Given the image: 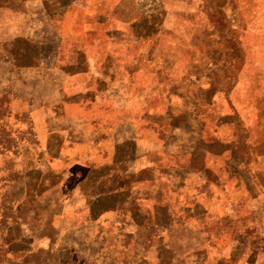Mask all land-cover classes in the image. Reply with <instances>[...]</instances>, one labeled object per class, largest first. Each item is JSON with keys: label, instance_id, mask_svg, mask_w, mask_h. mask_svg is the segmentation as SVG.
Segmentation results:
<instances>
[{"label": "rangeland", "instance_id": "obj_1", "mask_svg": "<svg viewBox=\"0 0 264 264\" xmlns=\"http://www.w3.org/2000/svg\"><path fill=\"white\" fill-rule=\"evenodd\" d=\"M0 12V264H232L231 250H189L200 239L180 192L200 168L247 165L264 146V0H0ZM109 58L128 77L130 114L156 129L137 160L153 167L141 212L125 176L101 168L77 188L57 143L16 113L19 99L103 87Z\"/></svg>", "mask_w": 264, "mask_h": 264}, {"label": "crops", "instance_id": "obj_2", "mask_svg": "<svg viewBox=\"0 0 264 264\" xmlns=\"http://www.w3.org/2000/svg\"><path fill=\"white\" fill-rule=\"evenodd\" d=\"M4 22L8 24V18L0 19V25ZM81 59L88 64L96 62L95 56ZM107 64L106 71L95 73L104 80L103 87L76 86L71 100L60 97L35 107L19 99L16 113L31 118L39 142L57 143L56 155L63 170L80 176L77 188H85L89 174L101 168L104 176H125L131 182L128 197H134L133 206L141 212L142 173L153 167L137 165V160L142 156L143 131L152 134L156 129L152 123L144 125L137 113L130 114L129 80L117 69L120 60L109 58ZM128 148L134 162L128 161ZM247 159V165L240 162L200 168L204 177L191 190L183 186V227L197 232L200 239L199 248L189 250H231L232 264H264V146L257 147ZM72 166L77 169L71 170ZM183 174L189 176L191 172ZM196 209L198 215L194 214ZM122 217L124 222H142L136 213Z\"/></svg>", "mask_w": 264, "mask_h": 264}]
</instances>
